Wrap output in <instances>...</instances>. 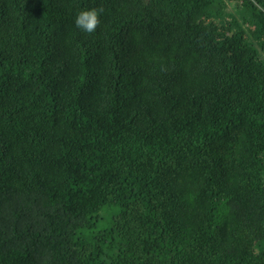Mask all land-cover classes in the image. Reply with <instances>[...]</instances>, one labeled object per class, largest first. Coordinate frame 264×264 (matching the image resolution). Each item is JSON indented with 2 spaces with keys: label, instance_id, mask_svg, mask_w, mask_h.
Here are the masks:
<instances>
[{
  "label": "trees",
  "instance_id": "16d2710c",
  "mask_svg": "<svg viewBox=\"0 0 264 264\" xmlns=\"http://www.w3.org/2000/svg\"><path fill=\"white\" fill-rule=\"evenodd\" d=\"M0 264H264V0H0Z\"/></svg>",
  "mask_w": 264,
  "mask_h": 264
},
{
  "label": "clouds",
  "instance_id": "9594fccd",
  "mask_svg": "<svg viewBox=\"0 0 264 264\" xmlns=\"http://www.w3.org/2000/svg\"><path fill=\"white\" fill-rule=\"evenodd\" d=\"M102 12L103 7L78 12L75 19L76 27L88 34L95 33L101 25Z\"/></svg>",
  "mask_w": 264,
  "mask_h": 264
},
{
  "label": "rangeland",
  "instance_id": "374dc122",
  "mask_svg": "<svg viewBox=\"0 0 264 264\" xmlns=\"http://www.w3.org/2000/svg\"><path fill=\"white\" fill-rule=\"evenodd\" d=\"M230 5H232V3H230ZM231 7H234V6H231ZM227 18H228V17H227ZM113 221H114V220H113ZM98 225H99V224H98ZM108 227L111 228L112 226H106V223L97 226L96 229L93 230V231L91 232V236H92V237H96V236H98L100 230H103V229L108 228Z\"/></svg>",
  "mask_w": 264,
  "mask_h": 264
}]
</instances>
